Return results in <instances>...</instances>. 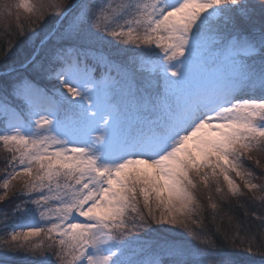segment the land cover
<instances>
[{
  "label": "snow or ice",
  "instance_id": "snow-or-ice-1",
  "mask_svg": "<svg viewBox=\"0 0 264 264\" xmlns=\"http://www.w3.org/2000/svg\"><path fill=\"white\" fill-rule=\"evenodd\" d=\"M0 264H264V0H0Z\"/></svg>",
  "mask_w": 264,
  "mask_h": 264
},
{
  "label": "trees",
  "instance_id": "trees-1",
  "mask_svg": "<svg viewBox=\"0 0 264 264\" xmlns=\"http://www.w3.org/2000/svg\"><path fill=\"white\" fill-rule=\"evenodd\" d=\"M2 157L3 156L0 155V168L3 167ZM0 176H2V173H0ZM227 251L230 252V253L235 254L234 258L237 261V263L252 264V261H259L260 260V257H259L258 254L246 252L240 246L233 247V246L229 245L228 248H227ZM0 259H3V258L0 257ZM6 263H9V264H27V259L23 255L14 256V257L8 259Z\"/></svg>",
  "mask_w": 264,
  "mask_h": 264
},
{
  "label": "rangeland",
  "instance_id": "rangeland-1",
  "mask_svg": "<svg viewBox=\"0 0 264 264\" xmlns=\"http://www.w3.org/2000/svg\"><path fill=\"white\" fill-rule=\"evenodd\" d=\"M0 27H2V25H0ZM0 155L4 156V155H5V153H3V151H2V150H0ZM8 262H9V261H8ZM6 264H9V263H6ZM237 264H248V263H237Z\"/></svg>",
  "mask_w": 264,
  "mask_h": 264
}]
</instances>
